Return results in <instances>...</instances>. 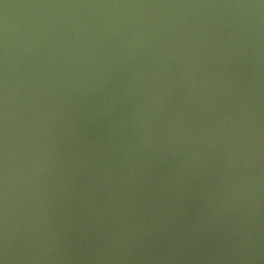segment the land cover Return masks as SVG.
<instances>
[{"label": "water", "instance_id": "1", "mask_svg": "<svg viewBox=\"0 0 264 264\" xmlns=\"http://www.w3.org/2000/svg\"><path fill=\"white\" fill-rule=\"evenodd\" d=\"M0 264H264V0H0Z\"/></svg>", "mask_w": 264, "mask_h": 264}]
</instances>
